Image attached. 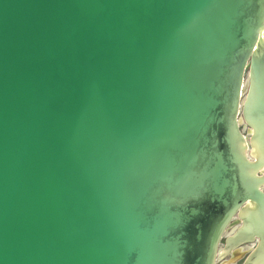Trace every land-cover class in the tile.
Instances as JSON below:
<instances>
[{
	"label": "water",
	"instance_id": "obj_1",
	"mask_svg": "<svg viewBox=\"0 0 264 264\" xmlns=\"http://www.w3.org/2000/svg\"><path fill=\"white\" fill-rule=\"evenodd\" d=\"M236 213L264 264V0H0V264H213Z\"/></svg>",
	"mask_w": 264,
	"mask_h": 264
},
{
	"label": "rangeland",
	"instance_id": "obj_2",
	"mask_svg": "<svg viewBox=\"0 0 264 264\" xmlns=\"http://www.w3.org/2000/svg\"><path fill=\"white\" fill-rule=\"evenodd\" d=\"M247 78V77H246ZM246 88H244L245 90ZM245 94L242 96L240 103L242 104L243 100H244ZM239 116H240V112H239ZM239 132L243 137L244 140V144L246 147V154H249L250 150H251V146H250V140H248V138L250 137L247 134L246 131V127H244L242 124H240L239 126ZM247 134V136H246ZM261 173V172H260ZM259 175V173H258ZM239 213H236L233 215L231 221L228 223V225L226 226V228L224 229V231L221 234V237L219 239L216 251H215V255H214V259H213V264H243L247 259H248V255L249 253L255 248V241L254 240H249L240 244H236L234 246H232L226 253H225V247H226V242L228 240V238L235 232V228L236 226H241L242 222L240 223V219L237 217ZM242 250V254L243 257H241L239 260H233V253L235 250Z\"/></svg>",
	"mask_w": 264,
	"mask_h": 264
},
{
	"label": "flooded vegetation",
	"instance_id": "obj_3",
	"mask_svg": "<svg viewBox=\"0 0 264 264\" xmlns=\"http://www.w3.org/2000/svg\"><path fill=\"white\" fill-rule=\"evenodd\" d=\"M242 221H240V223H241ZM242 224H243V222H242ZM242 226V225H241ZM251 240H254L255 241V243H254V245H255V248L257 247V245H258V238L257 237H253ZM246 242V241H245ZM240 243H243V242H240ZM239 243V244H240ZM229 244L231 245V243H230V241H229ZM235 244V243H234ZM237 244V243H236ZM238 245V244H237ZM255 248L249 253V255L248 256H250L251 255V253L255 250ZM243 252H242V250H235L234 251V254H233V260L235 261V260H239L241 257H243V254H242ZM249 258V257H248Z\"/></svg>",
	"mask_w": 264,
	"mask_h": 264
},
{
	"label": "bare ground",
	"instance_id": "obj_4",
	"mask_svg": "<svg viewBox=\"0 0 264 264\" xmlns=\"http://www.w3.org/2000/svg\"><path fill=\"white\" fill-rule=\"evenodd\" d=\"M249 131L252 132L251 130H249ZM251 153H252L253 156H255L254 155V143H253L252 148H251ZM249 208L252 209L253 207L250 206Z\"/></svg>",
	"mask_w": 264,
	"mask_h": 264
}]
</instances>
